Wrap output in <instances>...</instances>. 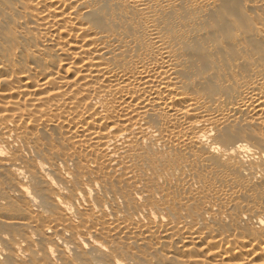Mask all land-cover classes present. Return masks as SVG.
<instances>
[{"label":"bare ground","instance_id":"bare-ground-1","mask_svg":"<svg viewBox=\"0 0 264 264\" xmlns=\"http://www.w3.org/2000/svg\"><path fill=\"white\" fill-rule=\"evenodd\" d=\"M221 2L0 0V264H264L230 219L264 206V0Z\"/></svg>","mask_w":264,"mask_h":264},{"label":"rangeland","instance_id":"rangeland-1","mask_svg":"<svg viewBox=\"0 0 264 264\" xmlns=\"http://www.w3.org/2000/svg\"><path fill=\"white\" fill-rule=\"evenodd\" d=\"M241 1H243V0H222L221 5L219 7V11H218V12H220L219 14H227V13H230L231 10H232V9L230 10V7H231L230 5H233V4H234V6H236V4L241 5L240 3H243ZM238 2H240V3H238ZM235 15H237V16L239 15L238 17L241 18V19H239L240 20V23H242V25H244V26H246V25L248 26L251 21H252L251 22V24H252L253 22H257L259 19L261 20V18L259 17L260 15L258 16L256 14L250 15V17L249 16H246L245 14H236L235 13ZM263 17H264V15H263ZM252 18L253 19L256 18L255 19L256 21L255 20H252ZM257 18H259V19L257 20ZM4 26L0 28V32H1L0 34H2L4 32L3 31ZM6 26H5L6 29H4V30L7 31L8 30L7 28L9 26L7 24H6ZM229 26H231V24H229ZM244 26H242V27H244ZM239 27H241V26H239ZM15 46H16V44H15ZM3 56L8 57L9 56V52L5 51L3 53ZM252 133L253 132H249L248 133V136H250L251 138H254L256 141H261L262 136L261 137H257V136H255V134L253 135ZM244 203H246V202H244ZM248 206L251 207V205H248ZM248 206L247 205L246 206L244 205L242 207L243 209H241V207H240L241 210L239 209V207L235 209L236 211L233 210L232 213H231V216L232 217H230V219L231 218H235L237 220V219H241V218L242 219H247L249 217H257V216H262L263 217L264 216V206L263 207H258L256 209L257 210L256 212L254 211L255 210L254 207L248 208ZM180 209H186V208L184 206L178 204V202H176L175 198L173 197L172 199H170L167 202V206L165 207L164 212L167 213V214H170V213H173L174 211H177V210H180ZM211 225L212 226H211L210 229L212 230V233H214V234L216 232H218L219 230L223 229V228H229V229H232V230L235 229L234 226H232L233 223H231L230 220H228V221H226V222L223 223V220H221L220 217H218L214 221H212L211 222Z\"/></svg>","mask_w":264,"mask_h":264}]
</instances>
